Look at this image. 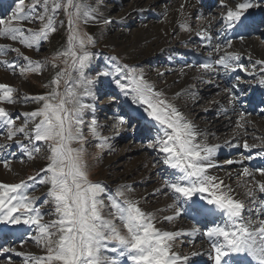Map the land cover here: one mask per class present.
<instances>
[{
	"label": "snow or ice",
	"instance_id": "1",
	"mask_svg": "<svg viewBox=\"0 0 264 264\" xmlns=\"http://www.w3.org/2000/svg\"><path fill=\"white\" fill-rule=\"evenodd\" d=\"M222 6H225L223 0ZM255 6L250 0H244L237 3L235 9L228 8L222 15V27L233 29L247 10ZM38 7L42 11L38 12ZM60 10L67 17L68 36L65 49L56 54L64 58V67L49 82L50 91L24 97L39 102L40 106L24 114V124L20 127L15 126L9 111L0 106V132L6 130L8 141H14L29 159L40 153L45 145L48 152L47 163L37 175L18 183L0 182V222L34 229L35 234L30 235V239L44 250L39 255L31 252L16 254L23 258L24 264H191L188 255L174 250L175 242L181 235L195 236L199 229L194 228L191 232L163 230L157 226L156 214L144 210L141 201L131 195V185L120 184L110 189L103 182L89 178L84 148L85 124L91 135L98 139L97 148L110 147L109 138L98 132L100 126L95 117L90 122L85 120L88 111L94 109L85 98L94 96L95 80L89 78L86 70L95 57L90 51L95 41L81 32L79 25L95 20L96 8L88 0H32L28 4L18 0L11 16L0 19V38L39 50L41 43L56 31L55 17ZM36 20L41 22L38 30L22 27V22ZM198 35L211 41V36L204 30ZM231 47V40L216 44L208 53V59L199 64V69L206 73L220 69L247 72L244 64L239 62L240 53L229 51ZM9 50L27 61L20 67L21 74L42 70V62L25 56L19 48L0 44V54ZM213 53L222 54L213 60ZM112 61L111 66L97 74V79L100 75L112 77L121 92L130 95L132 103L142 106L147 118L154 123L155 136L148 147L158 153L159 162L168 169L161 188L174 197L173 203L168 205L174 210L173 214L162 219L173 221L194 196L208 194L203 196L206 204L200 203L196 207L201 213H214L210 226L202 233L209 243L213 264H233L240 258L245 264H264V199L257 195V191L264 194V181L256 180L253 171L244 167L242 175L254 181V187L246 191L251 207L237 199L231 187L208 174L209 169L216 167L212 160L221 145L209 144L203 139L198 126L146 79L142 68L122 65L115 57ZM0 63L10 68L19 66L15 61ZM256 63L264 65V60ZM53 67H56L55 63ZM236 79L239 81L240 78ZM259 83L264 85V79ZM14 91L10 85L0 84V104L13 103ZM18 134H23L27 143L14 140ZM8 147V144H0V151ZM250 147L254 146L244 144L245 149ZM0 163L9 167L7 160L0 159ZM255 172L264 176V168H256ZM38 183L48 185L42 203L40 197L27 194ZM49 206L51 211L45 213L44 209ZM45 214L53 219L45 221ZM4 251L16 250L5 248ZM195 255L198 253H192Z\"/></svg>",
	"mask_w": 264,
	"mask_h": 264
},
{
	"label": "rangeland",
	"instance_id": "2",
	"mask_svg": "<svg viewBox=\"0 0 264 264\" xmlns=\"http://www.w3.org/2000/svg\"><path fill=\"white\" fill-rule=\"evenodd\" d=\"M31 2L32 0H25V4ZM215 2V5L208 11L207 7L201 6L202 3H200L199 6L201 8L197 14L191 16V19H189V28L196 26L195 24L200 19L210 17L211 27H213L211 28V34L214 36L215 45L223 44L227 40L233 42L242 41L244 43L250 40L256 42L253 47L254 49L246 50L242 48V50L235 51L240 53L239 62L244 64L247 72L223 70L219 75H210L211 81H218L217 83L220 86L217 85L216 87H219V89H205L204 85L192 79H189L187 87L181 90L178 88L181 83L178 79H175L172 84L166 85L167 87L161 88L167 82L169 75L175 73L173 72V68L179 69L181 64L190 55L203 56L208 54L214 46L211 48L202 47L195 33H192V36L185 42L181 38L186 33L185 27H177L165 46L160 49L157 46H160L162 42L160 43L154 39H148L139 44L138 40L140 36L143 33L146 36V31H152L153 28L159 27L163 23L165 15L168 13L166 11L163 12V9L159 6L161 4L160 1L150 4L147 9L148 11L140 15L135 9H132L133 0H88V3L97 10L96 19L79 25L80 31L92 36L95 41L90 46V51L95 54V57L90 67L86 70L89 78L95 80L93 85L94 96L85 98V102L93 104L94 109L88 111L85 120L90 122L94 116L100 126L97 129L98 132L101 136L109 138L108 144L110 145V147L105 149L97 148L99 141L91 135L88 131V124H85L84 135L86 143L84 144V148L85 159L88 163L89 178L93 181L103 182L110 189H115L120 184L131 185V195L134 198L139 195H145L148 188H160L159 192H152L151 194L145 195L146 197L143 199L152 207L157 205L154 211L157 217L168 211H174L168 207L166 209L164 208L165 210L159 208L160 197L163 194L169 196L168 198H170L171 203H173L174 197L167 189L161 188L163 178L168 175V169L159 162L160 157L158 153L148 147V144L155 136L154 123L147 118L142 106L132 103L131 96H125L121 92L115 85L112 77L100 75L97 79V74L101 73L106 66L112 65L113 57L117 58L118 62L122 65L127 64L142 68L146 79L152 82L157 90L163 91L167 98L173 101L190 121L194 124L206 126L207 132L202 133L203 139H206L209 143L220 140L219 142H222L220 143L222 147H229L236 143L230 141L228 137L231 136V129L235 128V122L231 117L235 118L238 115L234 120L245 123V133L236 140L237 143L239 141L241 142V151L232 150L217 154L214 161H212L216 167L211 168L210 171L212 174L221 170L229 171V169H232L230 167L234 166L235 163L229 164L228 161L245 160V167L253 171L256 177L259 173H256L255 169L264 168V164L260 165V162L264 163V155H261L264 154V85L259 83L261 79H264V65L256 63L258 60H264V0H250L251 3L257 6L247 10L241 20L236 22L234 26L240 31V38L239 33L236 36L227 34L224 36L227 39L225 41L223 39L221 40L224 29H226L222 27L223 20L221 12H227V7L229 6L235 9L234 6H236V3L244 2V0H223V5L225 6H222V0H215ZM16 3H18V0H0V19H8L13 13ZM136 4L141 7L146 3L144 0H137ZM171 7H168V11H170ZM37 11H42V8L38 7ZM40 26L41 22L38 20L22 22V27L25 29L31 28L38 30ZM55 27L56 31L50 34L47 41L41 43L39 50L28 49L20 45L19 42L11 41L7 38H0V44L10 45L13 49L19 48L25 56L34 61L42 62V70L39 73L26 72L21 74L20 67H23L27 63L23 57L11 50L0 54V61H15L19 65L18 67L10 68L4 63H0V73L2 72L0 75V84H7L15 89L13 93L14 102L11 104L4 102L0 106L5 107L9 111L15 120L16 127L24 124L25 113L31 112L40 106L39 102L25 100L24 97L36 96L50 91L48 87L49 82L53 79L55 73L64 67V58L56 55L65 49L68 36L67 17L63 10H60L56 14ZM229 30L234 32L238 31L235 28ZM215 37L217 41L218 39L221 41L216 43ZM186 45L190 48H182L184 46L186 47ZM232 48L233 44L228 50L233 51ZM220 54L215 53L213 60L217 59ZM53 63L56 65L55 68L53 67ZM192 69H194L192 71L195 73L193 74L194 78L197 79L196 76L202 75L198 67ZM249 73H252V75H249ZM237 77L240 78L239 81H237ZM201 83L204 84V81H201ZM225 89H229L230 91H225ZM179 92L181 95L177 96L176 94ZM219 93H226V96H229L227 98L235 101L231 103L233 105L232 109L224 113V111L220 110L222 107L218 105L214 106L210 111L203 112V109L212 105L213 99ZM250 99L255 100L256 103L250 106L247 105L251 110H245V104L247 103L245 100ZM223 103L225 106L229 104L228 101ZM121 117H123L122 123L120 122ZM250 118H255V121L262 120L263 127L259 126L257 128L253 124H250L248 122ZM209 121L217 126L211 128ZM222 121H226L223 122V124L225 123L223 126L220 125ZM30 127L31 125H29ZM14 140L27 143L23 134H18ZM245 143L254 147L245 149ZM0 144L9 145L7 149L0 151V159L9 162L8 168H5L3 163H0V171L4 173L2 175V181L0 182L18 183L21 180H26L29 176L37 175L40 169L47 163L46 156L48 152L46 145L41 148V152L36 154L33 159H29L14 141L7 140L6 130L0 132ZM249 156L254 158L250 160L248 159ZM255 159L256 161H254ZM248 162L250 165L256 162V166H248ZM237 177L240 178L241 176L237 175ZM247 178L248 182H253L251 177ZM230 182L234 183L235 180L231 178ZM242 183L240 185V191H237V193L243 195L242 198L245 200L246 205L251 207L250 199L245 196L249 187L247 188L246 184L244 182ZM241 187L244 188L241 189ZM47 189L48 185L38 183L27 194L29 196L40 197V202L42 203L43 199H46L45 193ZM257 193L261 199H264V194L258 191ZM207 195L197 194L195 197L206 202L203 196ZM183 207L184 213L190 212L200 216L198 209L192 204L187 202ZM49 211H51L50 206L44 209L45 213ZM245 215H247V212H245ZM50 219H53V217L47 214L44 215L45 221ZM188 220L192 223L191 219ZM188 220L184 221L185 224ZM161 225L171 228L174 226V223L173 221L169 222L162 219ZM0 226H5L0 228L1 233L7 231L12 232V241H7L0 248L3 251L0 253V264H24L23 258L16 253L31 252L38 255L43 254L44 250L38 247L35 241L30 239V235L35 234L34 229L29 228L27 225H11L3 222H0ZM18 226L26 229V231L20 234V228ZM16 233L18 236H16ZM17 237H19L18 240ZM5 248H13L16 251L5 252ZM191 264L196 263L193 262ZM200 264H210V262L202 259Z\"/></svg>",
	"mask_w": 264,
	"mask_h": 264
},
{
	"label": "bare ground",
	"instance_id": "3",
	"mask_svg": "<svg viewBox=\"0 0 264 264\" xmlns=\"http://www.w3.org/2000/svg\"><path fill=\"white\" fill-rule=\"evenodd\" d=\"M144 1H145V3L147 5L145 4L146 6L143 5V6L140 7V6H137V4H136L137 0H133L132 9H135V11L137 13L142 15V13L148 11L147 9L149 8L148 6L150 4H154V3L158 2V1H160L161 4L159 6H161V8L163 9V12L166 11L168 13L165 15V17L163 19V23L160 24L159 27L153 28L152 31H146L145 32L146 36L144 35V33L140 36V38L138 40L139 44H140V42L147 41L148 39L149 40L150 39H154L155 41H159L160 43L162 42L160 46H157V48L160 49L161 47L165 46L166 42L170 39L171 34L174 33V31L177 29V27H182V25H183L186 28V33L181 38L184 39L185 42H186V40H188V38L190 36H192L191 35L192 33H195L198 36V40L200 41V44H201L202 47L211 48V47L215 46V42H214V38H213L214 36L211 34L212 33L211 32V28H213V27H211L210 17L200 19L198 21V23L195 24L196 26H192L191 28H189V25H190V23H189L190 20L189 19H191V16L197 14L198 10L201 8L199 6V4H198L199 0H144ZM237 3H240V2H237ZM170 6H172V7H171L170 11H168V7H170ZM228 6H229V4H228ZM234 7H236V6H234ZM228 8L234 9L232 6L227 7V10H228ZM201 10H203V9H201ZM221 13L223 15V14L226 13V11L225 12H221ZM202 30H204L209 36H211V41L210 42L204 40L201 35H198V33H200ZM229 31L227 32L228 35H232L233 34V35L236 36L237 33H238V31H236V32H234L232 30L230 32ZM255 43L256 42H254L253 40H250V41L245 42V43L242 42V41H237V42H233L232 41V44H233L232 50L233 51H238L239 49L242 50V48L246 49V50H251V49H254L253 47H254ZM182 48H184V49L187 48L188 49L190 47L186 45V47L184 46ZM188 55H190V54H188ZM193 55L194 56L190 55L185 61L183 60L184 62L181 64L179 69H174L173 68V70H174L173 72H175V73L174 74H170L169 77H168L167 82L162 87L161 86L160 87L161 88H165V87H167L166 85H170V84L173 83V81L175 79H178V81L181 82L180 85L178 86V88H179V90H181V89L186 88L187 85H188V80L192 79L194 81L199 82L201 85H204L205 89H208V88H218L219 89V87H216L217 85H219L217 83L218 81L217 82L215 80L211 81L210 80V75L211 76L213 74L217 75V74L221 73L223 71V69H220L218 72H207V73L203 72L201 70L202 75L196 76L197 77V79H196V78L193 77V74H195V73H193L192 70H194V69H192V68H194V67H198L199 68V64L202 63V62H205L208 59V54L203 55V56L195 55V54H193ZM213 58H215V53H213V56L211 57V59H213ZM217 67H219V66H217ZM1 73H0V75H1ZM201 81H204V84H202ZM205 81L208 82V83H206ZM205 84H207V85H205ZM227 96H226V93H219V95H217V97L215 99H213L212 105L209 106L206 109H203L204 110L203 112L210 111L214 106H218V105H220L222 107L220 110L224 111V113H225V111L227 112V110H231L232 106H233L231 103H233L234 100L231 101L230 98H227ZM223 99H224V101H223ZM226 101H228V103H229L227 106H225L224 103H223V102H226ZM229 115H231V114H229ZM231 116H233V115H231ZM237 116L235 118H237ZM231 118L235 122V124H234L235 128L231 129V136H229L228 139L230 141H234L236 143L234 145L233 144L230 145L229 147H226V146L222 147L221 146V148L218 150L217 154L224 153V152H230L232 150L233 151H236V150L241 151V148H240L241 142L239 141L237 143L236 140L240 136H243V134L245 133V131H244V126H245L244 124L245 123L241 122V121H235L234 120L235 118H233V117H231ZM225 119L227 120V118H225ZM255 120H256L255 118H250V120H248V122L250 124H253L257 128L259 126H262V124H263L262 120H258L259 122L255 121ZM217 122H218V120H217ZM223 122H226V121H222V123H220L221 126H223L225 124V123L223 124ZM257 122H258V124H257ZM195 125L198 126L199 130L201 131V133L207 132V128H206L205 125H201V124H195ZM240 125H242V126H240ZM209 126H211V128H214L217 125L213 124V123H211L209 121ZM219 141H213V143L212 142L209 143L208 141L207 142L209 144H219V145H221L220 143H222V142H219ZM217 154H216V156H217ZM215 157H213L212 161H214ZM239 161H242V160H239ZM244 161H243V163H238V164L235 163L234 166L230 167L232 169L231 170L229 169V171L228 170L227 171L226 170H223V171L221 170V171H216V172H214L212 174L210 169L208 170V174L209 175L215 176L218 181H223V184L225 186L231 187V189L233 190V195L237 199H240V200H243V201H245L242 198L243 195H240V194L237 193V191H240L241 183L244 182L246 184L247 188L248 187H254V181L253 182H248L247 181L248 178L244 177L242 175L243 168L245 167ZM236 162H238V161H236ZM3 174L4 173H2L0 171V181H2V175ZM237 175L238 176L240 175L241 177L239 178V177H237ZM231 178H233L235 180L234 183L230 182ZM255 179L256 180H260V181H264V177L261 176L260 174L257 175L255 177ZM154 188L155 187L148 188L146 190L145 195L151 194L152 192L155 193L154 190H156V188L155 189ZM243 188L241 187V189H243ZM145 195H139V196H137L135 198L139 199L141 201V207L144 210H146L148 212H154L155 208L157 207V205L152 207L147 202H145L143 200L144 197H146ZM257 195H258V193H257ZM168 197L169 196L164 195V194H163V196L160 197L161 198L159 200L160 203L158 204L159 208H163V209L165 208L166 209L168 207V205L171 204L170 198H168ZM188 203L192 204L195 208H197L196 207L197 204H200V203L206 204L205 201H202L200 198L195 197V196H194L193 200L192 201H188ZM172 214H173V211H168L167 213L161 214V216L158 217L159 223L157 224V226L160 227L163 230L181 231V232H191L194 228L195 229H199V231L196 233L195 236L181 235L180 237H178L176 239V242H175V249L174 250L177 251L178 253L182 254V255H188L190 257V259H195V258L198 259V260H190L191 263L195 262L196 264H200V262H202V259H203L204 261L208 260V262H210V264H213V261L211 260V258L209 256V247H210L209 243L207 242L206 238L203 237V235H202L203 231L206 229V228H204V230H203V226H205L204 222L205 221L209 222V221L213 220V213L204 214V213L200 212V216H198V215L192 214L190 212H188V213L187 212L186 213L182 212L179 217H176L173 220V223H174L173 227L167 228L165 226H162L161 225L162 217L168 216V215H172ZM183 216H184V219H183ZM188 219H191L192 223ZM185 220L186 221L188 220V222H186V224L184 222ZM193 224H196V225H193ZM17 232H19V231H17ZM0 236H1V232H0ZM16 236H18L17 233H16ZM0 243H1V237H0ZM192 253H198V255L192 256ZM233 264H245V261L242 258H240L238 260H234Z\"/></svg>",
	"mask_w": 264,
	"mask_h": 264
}]
</instances>
